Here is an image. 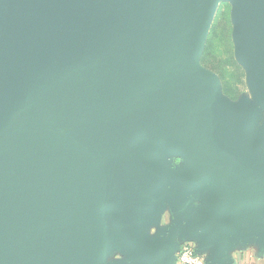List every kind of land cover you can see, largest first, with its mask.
Instances as JSON below:
<instances>
[{
    "label": "water",
    "instance_id": "95a60500",
    "mask_svg": "<svg viewBox=\"0 0 264 264\" xmlns=\"http://www.w3.org/2000/svg\"><path fill=\"white\" fill-rule=\"evenodd\" d=\"M221 1L0 0V264H175L191 238L223 264L264 241V0H228L257 104L200 62Z\"/></svg>",
    "mask_w": 264,
    "mask_h": 264
},
{
    "label": "rangeland",
    "instance_id": "374dc122",
    "mask_svg": "<svg viewBox=\"0 0 264 264\" xmlns=\"http://www.w3.org/2000/svg\"><path fill=\"white\" fill-rule=\"evenodd\" d=\"M232 12V2L221 1L207 34L200 62L203 67L218 78L222 94L231 102L235 104H257L248 81L247 71L236 57L235 26ZM253 135L255 138L264 136L263 108L259 110ZM169 164L174 167L180 166L183 164V158L175 155L170 156ZM122 256L124 255L113 252L108 255L106 262L109 264L117 259L120 260Z\"/></svg>",
    "mask_w": 264,
    "mask_h": 264
},
{
    "label": "crops",
    "instance_id": "0c3cea01",
    "mask_svg": "<svg viewBox=\"0 0 264 264\" xmlns=\"http://www.w3.org/2000/svg\"><path fill=\"white\" fill-rule=\"evenodd\" d=\"M170 222L169 213L166 211L160 217L159 223L151 226V234L169 227L172 224ZM183 243H190L196 248L198 241L196 238H191L184 239ZM223 264H264V241L261 236L249 231L246 238L232 240V248L229 249Z\"/></svg>",
    "mask_w": 264,
    "mask_h": 264
},
{
    "label": "built area",
    "instance_id": "2783aa9c",
    "mask_svg": "<svg viewBox=\"0 0 264 264\" xmlns=\"http://www.w3.org/2000/svg\"><path fill=\"white\" fill-rule=\"evenodd\" d=\"M177 264H206V256L197 252L190 243H183L178 255Z\"/></svg>",
    "mask_w": 264,
    "mask_h": 264
}]
</instances>
